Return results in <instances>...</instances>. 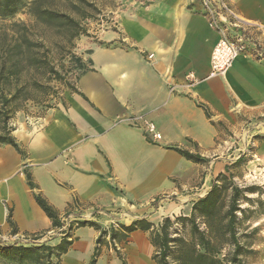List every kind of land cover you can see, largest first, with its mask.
I'll list each match as a JSON object with an SVG mask.
<instances>
[{
    "label": "crops",
    "instance_id": "0c3cea01",
    "mask_svg": "<svg viewBox=\"0 0 264 264\" xmlns=\"http://www.w3.org/2000/svg\"><path fill=\"white\" fill-rule=\"evenodd\" d=\"M126 1L116 30L81 46L74 90L63 102L9 124L19 150L0 143L1 234H44V244L59 242L49 234L51 220L35 194L62 222L88 220L117 231V208L175 191L171 177L185 186L187 169L191 178H201L202 164L250 128L257 129V156L264 157V0H227L258 27L248 51L223 76L211 78L210 53L219 34L201 0ZM136 117L153 122L160 140H148L130 121ZM169 146L198 153L205 162L184 160ZM71 234L75 239L58 264H89L99 231L82 226ZM128 234L126 254L135 261L126 263L153 264L144 231ZM95 264L121 262L103 243Z\"/></svg>",
    "mask_w": 264,
    "mask_h": 264
},
{
    "label": "rangeland",
    "instance_id": "374dc122",
    "mask_svg": "<svg viewBox=\"0 0 264 264\" xmlns=\"http://www.w3.org/2000/svg\"><path fill=\"white\" fill-rule=\"evenodd\" d=\"M86 1L92 3L95 9L86 8L87 17L85 18L76 13H72L71 16L87 28V35L79 34L71 39H69L70 33L74 29L66 28L59 31L52 24H43L36 20L26 7L12 16L0 18V32L5 31L11 34L12 31L19 30L21 34L25 33L33 43L22 61L20 78L16 81L12 80L11 83H5L4 80L0 83L8 96L16 89L20 91V99L11 102L7 107L8 114L11 116L8 120L9 127L17 115L34 117L63 102L64 96L74 90L73 67L76 58L82 54L81 46L83 43L97 42V35L104 30H116L117 12L125 9L128 4L126 0ZM22 26L27 30H23ZM17 36L21 38L19 34ZM23 49L26 48L23 47ZM44 54L46 57H43ZM42 58L53 65L54 70L60 73V78L46 73L42 67L38 66ZM256 131L257 129L250 128L243 137L234 135V144L230 147L225 148L224 145L219 147L217 153L208 158L210 163L202 164V175L199 176L201 178H191L192 174L187 169L185 186H182L183 180L179 184L177 178L171 177V182H174L177 188L175 191L154 194L147 200L127 202V206L117 208L116 244L113 245L110 240L105 239L101 247L105 243L109 251L117 252L126 259V262H133L135 260L126 254L130 252L128 245L131 239H127L129 234L122 232L119 225H125L137 215L145 222H150L152 227L149 231H144L143 235L145 241L151 244V242H157L155 232L160 229L164 218L169 217L170 224L167 229L168 236L171 238L168 243L169 264H185L186 258L198 256L207 247L204 242L208 238H210V244L206 249L219 260V264H264V157L257 156L259 146L256 142L258 141ZM231 151H233L231 156L226 157ZM241 155L243 157L237 161ZM225 166L228 169H225ZM219 174L225 175L228 180L219 178ZM217 177V184L221 187L218 189V203L215 214L210 220L211 229H209L205 219L200 216L201 208L193 210L192 204L207 194L211 180ZM231 184L242 190L238 197V211H236L235 237L240 245L238 249L235 248L226 227ZM192 215H194L198 231H192L190 221L186 219ZM199 242H201L200 245ZM151 246L153 247L152 257L158 252V248L152 244ZM61 257L59 260L53 258V264L59 263ZM117 262H120L118 257ZM152 262L156 264L153 260ZM0 264L33 263H19L13 257L0 254Z\"/></svg>",
    "mask_w": 264,
    "mask_h": 264
},
{
    "label": "trees",
    "instance_id": "16d2710c",
    "mask_svg": "<svg viewBox=\"0 0 264 264\" xmlns=\"http://www.w3.org/2000/svg\"><path fill=\"white\" fill-rule=\"evenodd\" d=\"M24 7L28 9V11L36 20L43 24H52L59 31L66 28L74 29V31L70 33L71 36L69 39L76 37L79 34L87 35V28L81 25L79 21L75 20L71 14L76 13L78 16L81 15V17L85 18L87 17V14H85L86 8L95 9L93 4L86 0H0V18L12 16ZM22 29L25 31L27 30V28L24 26H22ZM18 34L21 38L17 36ZM0 41V83L3 82V80L5 83H11L12 80L16 81L20 78L23 68L22 61L24 60V57H26V52L30 48L29 46L33 45V43L29 40L25 33L21 34V31L19 30L12 31L11 34L1 31ZM23 47L26 49L24 50ZM42 53L45 52L42 51ZM43 57H46V54H44ZM39 61L41 62L38 63V66L42 67L46 73L60 78V73L57 70H54L53 65L45 60V58H42ZM18 99H20L19 89H16L8 96L4 93V90L0 84V143L10 144L17 150H19V147L11 135L13 128L8 126V120L11 116L8 114L7 107L11 102H16ZM23 99L25 100L28 98ZM168 148L174 150L186 160H190L194 163L205 162V158L201 157L198 153H191L177 146H169ZM242 157V155L239 156L237 161H239ZM225 169H228V167L225 166ZM26 176L29 186L34 188L35 186L30 180V175L26 173ZM218 177L223 178L225 181L228 180L223 174H219ZM218 177L211 180L210 188L207 194L198 198L192 204L193 210H196L199 207L201 208L199 211L200 216L205 219L209 229H211L210 220L215 214L216 205L218 203V189L221 187L219 184H217ZM230 187L231 194L229 197L228 209L226 211V227L228 233L231 235V239L235 245V248L238 249L240 245L238 244L235 237V226L237 221L236 211H238L237 201L238 197L242 193V190H240V188L234 184H231ZM35 200L51 220L52 228L54 230L59 229L63 222L58 217L57 211L39 194H35ZM186 219L190 221L191 230L198 231L194 221V215ZM169 224L170 218L165 217L160 229L155 232V236L158 239L157 242H151L153 246L155 245L158 248V252L151 257V259L156 264H169L167 260L169 255L168 243L171 239L169 238L167 231ZM82 226L93 227L99 231V234L96 238L95 247L89 261V264H95V261L100 254L101 243L106 239V236H108L110 240H116L118 233L113 226L109 227L108 229H104L95 222L88 220L69 222L66 230L62 232L63 234L60 236L59 242L55 245H46L44 243L27 246L0 244V254L13 257L18 260L19 263L29 262L33 264H53L52 259L56 258L59 260L60 256L66 253L74 241L75 238H73L71 234L73 228ZM151 227L152 224L150 222H145L143 219L134 220L129 225H119V228L124 233H130L135 230L149 231ZM200 243L201 242H199V245ZM204 243L208 247L210 244V238L206 239ZM207 247H205L204 251L198 254V256L186 258L185 264H219V260H217L215 256L206 249ZM117 257L121 264H127L124 257H122L120 254H117Z\"/></svg>",
    "mask_w": 264,
    "mask_h": 264
},
{
    "label": "built area",
    "instance_id": "2783aa9c",
    "mask_svg": "<svg viewBox=\"0 0 264 264\" xmlns=\"http://www.w3.org/2000/svg\"><path fill=\"white\" fill-rule=\"evenodd\" d=\"M204 15L210 27L216 30L219 37L213 46L209 59L208 77L223 76L234 60L243 52L248 51L247 43L251 41L250 34L258 27L256 24L242 19L236 10L227 2V0H201ZM256 54L257 45H254ZM150 58L151 55H148ZM192 80V74H188ZM132 123H138L143 127L146 138L156 142L161 138V134L156 129L153 122L136 117L130 120ZM69 222H63L57 230H52L50 235L61 236L66 230ZM44 234H18L9 235L0 233V244L9 245H37L43 243ZM106 239L110 240L108 236ZM113 245L115 240H110Z\"/></svg>",
    "mask_w": 264,
    "mask_h": 264
}]
</instances>
